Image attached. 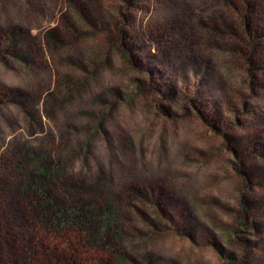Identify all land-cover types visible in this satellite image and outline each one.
I'll return each mask as SVG.
<instances>
[{
	"label": "rangeland",
	"instance_id": "obj_1",
	"mask_svg": "<svg viewBox=\"0 0 264 264\" xmlns=\"http://www.w3.org/2000/svg\"><path fill=\"white\" fill-rule=\"evenodd\" d=\"M45 168L132 190L121 264H264V0H0V208Z\"/></svg>",
	"mask_w": 264,
	"mask_h": 264
},
{
	"label": "trees",
	"instance_id": "obj_2",
	"mask_svg": "<svg viewBox=\"0 0 264 264\" xmlns=\"http://www.w3.org/2000/svg\"><path fill=\"white\" fill-rule=\"evenodd\" d=\"M122 47L118 50L127 58ZM58 88L59 82L56 90ZM56 174L45 168L38 176L26 179L15 188L16 203L8 202V211L0 208V239L3 237L0 248L11 244L16 233L8 227L11 219L3 220L8 214L27 226L30 237L40 238L41 250L38 249L37 254L41 257L37 264H85L84 260L89 261L87 264H121L124 253L120 246L126 238L121 233L125 220L121 208L126 203L125 197L133 195L132 190L124 189L121 194L111 191L112 181L101 174L88 186L83 179L71 183L64 180L65 186H69L68 192L58 197L52 191L56 182H50ZM6 189L7 181L3 180L0 183L2 197ZM78 196L84 199L73 201ZM99 196L102 199L99 200Z\"/></svg>",
	"mask_w": 264,
	"mask_h": 264
}]
</instances>
